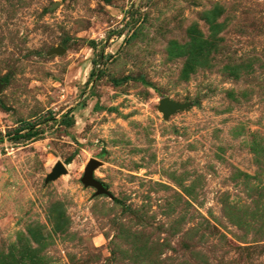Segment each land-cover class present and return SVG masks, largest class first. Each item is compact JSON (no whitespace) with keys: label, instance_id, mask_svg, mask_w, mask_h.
Here are the masks:
<instances>
[{"label":"rangeland","instance_id":"rangeland-1","mask_svg":"<svg viewBox=\"0 0 264 264\" xmlns=\"http://www.w3.org/2000/svg\"><path fill=\"white\" fill-rule=\"evenodd\" d=\"M0 82V264H264V0H0Z\"/></svg>","mask_w":264,"mask_h":264},{"label":"water","instance_id":"water-1","mask_svg":"<svg viewBox=\"0 0 264 264\" xmlns=\"http://www.w3.org/2000/svg\"><path fill=\"white\" fill-rule=\"evenodd\" d=\"M52 53L59 54L61 52L60 48H53L51 50ZM1 87V82H0ZM184 108L183 104H179L168 98H162L159 101L158 109L162 112L163 116L166 117L176 110ZM97 161L95 159H90L87 165L84 168L83 175L81 177V183L84 186L93 187L96 190V194L105 195L110 199H113V196L107 191L106 187L99 182L98 180L93 178V170L97 165ZM65 173L64 165L61 162H57L52 168L51 172L47 175L48 180H54L59 175Z\"/></svg>","mask_w":264,"mask_h":264}]
</instances>
